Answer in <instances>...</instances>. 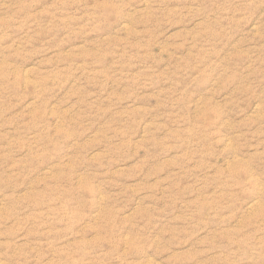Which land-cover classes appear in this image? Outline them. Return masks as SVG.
I'll use <instances>...</instances> for the list:
<instances>
[{
	"label": "rangeland",
	"instance_id": "374dc122",
	"mask_svg": "<svg viewBox=\"0 0 264 264\" xmlns=\"http://www.w3.org/2000/svg\"><path fill=\"white\" fill-rule=\"evenodd\" d=\"M0 264H264V0H0Z\"/></svg>",
	"mask_w": 264,
	"mask_h": 264
}]
</instances>
